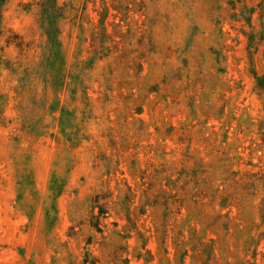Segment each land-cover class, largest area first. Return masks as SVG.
<instances>
[{
  "label": "rangeland",
  "instance_id": "1",
  "mask_svg": "<svg viewBox=\"0 0 264 264\" xmlns=\"http://www.w3.org/2000/svg\"><path fill=\"white\" fill-rule=\"evenodd\" d=\"M0 264H264V0H0Z\"/></svg>",
  "mask_w": 264,
  "mask_h": 264
}]
</instances>
